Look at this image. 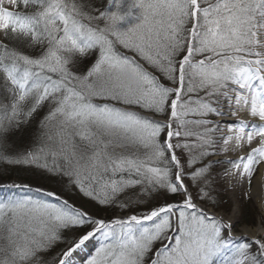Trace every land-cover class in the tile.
<instances>
[{"label":"snow or ice","instance_id":"snow-or-ice-1","mask_svg":"<svg viewBox=\"0 0 264 264\" xmlns=\"http://www.w3.org/2000/svg\"><path fill=\"white\" fill-rule=\"evenodd\" d=\"M124 5L0 0V163L97 210L0 178V264H264L218 211L264 177V0Z\"/></svg>","mask_w":264,"mask_h":264},{"label":"rangeland","instance_id":"rangeland-1","mask_svg":"<svg viewBox=\"0 0 264 264\" xmlns=\"http://www.w3.org/2000/svg\"><path fill=\"white\" fill-rule=\"evenodd\" d=\"M19 175L26 176L22 172ZM17 178V177H13ZM22 179V178H17ZM24 180V179H23ZM255 180V178H254ZM75 197V196H74ZM82 200V203L84 204V207L87 208L89 211L96 212L97 210L94 207V202H90L85 197L80 198ZM220 208L218 211L223 214L226 218L230 219L234 225H239L235 228L234 235L242 234L244 231H251L254 229L257 225H262L264 228V217L261 214L260 208L258 203L256 202L253 194L252 189H246L244 186H236V187H228L225 186L221 189L220 192ZM80 206V204L78 203ZM115 210L114 214H126L119 211V209H113ZM100 213V212H98ZM104 217H109L106 215H101ZM112 217V216H111ZM252 221H254V224L252 225ZM76 232L69 231L67 233L68 237H72ZM98 244L94 241L93 242V249L97 247ZM66 247L63 243H59L56 245V250L52 252L51 254H48L49 256L54 255L55 252L59 251L60 249ZM94 254V253H93Z\"/></svg>","mask_w":264,"mask_h":264},{"label":"trees","instance_id":"trees-1","mask_svg":"<svg viewBox=\"0 0 264 264\" xmlns=\"http://www.w3.org/2000/svg\"><path fill=\"white\" fill-rule=\"evenodd\" d=\"M132 0H125V5L122 8V14L127 12L128 10V6L131 4ZM105 3H107V0H105ZM139 9H133V13L134 15L131 17H128L125 21H122L120 24V28L122 30H127L129 27L133 26L135 23L138 22V14H139ZM124 52H128V50L126 49H122ZM129 53V52H128ZM132 54V53H131ZM46 111V110H45ZM43 116V111L40 113L39 116L35 117L32 121L31 127L33 129L37 128L39 120L42 118ZM24 142L27 143L28 138L25 137L24 138ZM18 172H22L24 173L26 176H22L19 175L21 173ZM0 174H3L2 177H7V176H11V177H17V178H22L26 181L31 182L32 184H36L39 186H44L46 188L49 189H56L58 191H63L65 198L69 199L71 203H74L75 205L79 206L78 203L84 206V204L82 203V200L80 199L82 196V194H80L78 191L73 190L70 186H65L63 184L58 183L57 178L54 176H49L46 174H42L41 171L39 169H24V168H13V167H9L5 164L0 163ZM75 196V197H74ZM220 208V206H219ZM218 208V209H219ZM115 210L113 209H108L107 211H102L100 213H97L98 215H106V216H113ZM252 225L254 224V221H252ZM69 232V231H68ZM65 232L64 235L66 237H68L67 233ZM70 238V236L68 237ZM64 244V243H63ZM65 245V244H64ZM56 250V247L54 249H52V251L48 254H51L52 252H54Z\"/></svg>","mask_w":264,"mask_h":264},{"label":"bare ground","instance_id":"bare-ground-1","mask_svg":"<svg viewBox=\"0 0 264 264\" xmlns=\"http://www.w3.org/2000/svg\"><path fill=\"white\" fill-rule=\"evenodd\" d=\"M254 183H256V186L252 188V194L259 205L261 214L264 217V177H261L259 182H256L255 178ZM243 234H247L249 236L264 235V228L261 225L260 228L255 227L251 231H244L242 234H239V236Z\"/></svg>","mask_w":264,"mask_h":264}]
</instances>
